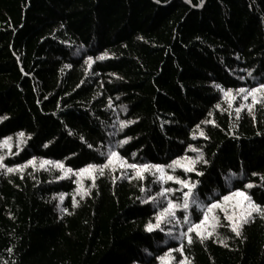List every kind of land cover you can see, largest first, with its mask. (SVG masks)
I'll return each mask as SVG.
<instances>
[{
    "label": "trees",
    "instance_id": "trees-1",
    "mask_svg": "<svg viewBox=\"0 0 264 264\" xmlns=\"http://www.w3.org/2000/svg\"><path fill=\"white\" fill-rule=\"evenodd\" d=\"M261 83L264 0H0V142L23 133L4 162L73 170H0V264H264V216L252 213L236 236L214 215L216 226L202 233L212 235L193 233L188 244L179 208L170 225L148 232L167 202L140 201L179 185L121 167L202 152L203 176L164 170L200 182L197 205L223 206L239 189L264 208V92L255 104L248 95ZM111 150L121 160L75 196L74 172L104 164ZM189 205L197 222L204 209ZM178 247L184 257L168 251Z\"/></svg>",
    "mask_w": 264,
    "mask_h": 264
},
{
    "label": "snow or ice",
    "instance_id": "snow-or-ice-1",
    "mask_svg": "<svg viewBox=\"0 0 264 264\" xmlns=\"http://www.w3.org/2000/svg\"><path fill=\"white\" fill-rule=\"evenodd\" d=\"M185 2H189V0H185ZM204 0H200V4H203ZM197 7H199L200 5H196ZM216 88H220L219 84L215 85ZM240 93L245 92V89L241 88L238 90ZM258 92H264V83L258 84L256 87L251 88L248 91V95L252 96L253 98V103H259L260 101L257 100L255 94ZM249 109H251L252 105H248ZM240 109H236L237 114H239ZM7 119V117L5 116H0V121H3ZM133 123V121L129 120L127 121V124H131ZM209 123H213L210 122ZM121 128H123L125 126V122L121 121ZM17 137L23 136V133H17L16 134ZM201 136H203V132L200 133ZM205 139H207V137H204ZM12 137H5L4 138V143L6 144L9 140H11ZM128 139L130 138H125L122 140H119L117 142L116 147L119 148L121 147L123 144H126L128 142ZM81 141L82 143H87V141L81 137ZM20 143H23L22 140H18L17 146H19ZM45 147H47V144L44 145ZM90 149L93 147V145L88 144L87 145ZM196 151L199 152V149H193L191 145H188V148L185 149V151ZM101 155H104L103 153ZM133 156L136 155V153H132ZM34 159V158H33ZM33 159H30L26 162L25 165L23 166H17L16 169H13L11 167L6 168V172L10 173L13 172L14 170H22V168L24 166H27L28 164H32L33 163ZM116 159V160H121V156L120 153L116 150H111L105 158V163L104 164H86L84 165V167L76 170L74 172V174L79 175L81 173H89L92 174L94 172H99L101 175L104 174V169L107 168L112 161ZM0 160H3V157L0 156ZM183 161H187V164L182 163ZM44 163H49L47 161L42 162L41 166H43ZM200 163V164H207L208 161H206L203 157V153L199 152V154L197 156H195V158H191V157H186V156H179L176 159H173L171 161V163L167 164V165H160V164H155V165H150V164H127L126 161H122L121 163V167H127L133 170H136V175L140 180L144 179V174L145 173H160V175L157 176V181L160 183H167V182H172L176 185H179L178 188H170V187H161L160 191L156 193V196L153 197L152 195H149L147 197L146 200H141V203H148L150 201L155 202L156 198H163L167 203L166 206L158 213L154 214V220L155 223H148L145 225V230L148 232H151L153 230L156 229H161L162 230V224L164 223H170L172 220H176V216H175V211L176 209L182 208L185 211V215H184V222L186 225H188L187 230L183 233H181V236H183L185 238V240L187 241L188 244H191L193 242V233L195 234L196 237H199L201 240L206 239L208 236H211L212 233L209 232L207 234V236L202 235L201 231H200V225L203 224L205 222V219L207 218L208 212L213 210V209H220L221 211H226L224 208L221 207V204L219 201H214L211 204L208 205H197V201L195 199L194 196V190L197 189L198 184L200 183L199 181H193V180H188V179H181L178 176H174L171 174L166 173L164 170L165 169H173L175 170L177 167L181 168L183 170L184 173H195L196 176L200 177L203 176L204 173L202 171H198L196 168V165ZM54 167H59V168H63V165L59 162H54L53 163ZM0 167H4L3 164H0ZM68 171H73L71 169H69ZM253 175H256V173H253ZM62 177H57V179H60ZM93 179V181L95 180V176L92 175L91 177ZM132 177L129 176V179H131ZM91 186H94L91 185ZM245 188H250L252 187L251 184H246L244 186ZM145 189L143 187H141V191L143 192ZM173 192H182V200L179 201H173L172 199H169V197L172 195ZM88 192L85 189L83 192V195H87ZM83 195L81 196V198H83ZM234 195L236 197H244V199L248 202L249 206H250V210L246 213L245 216H242L238 221H236L235 223L231 224V231L233 233H235L236 236H240V228L243 224L248 223V218L252 216V213H256L258 215H262L264 216V208H262L260 205H257L255 203H253L251 201V198L247 196V194L244 191H241L239 189H237L235 191V193H229V195H225L223 196L221 199L223 201H228L229 200V196ZM61 200H63V195H61L59 197ZM191 200V203L193 205H197L199 207H202L204 209V216L199 218L197 222H193L191 220V218L189 217V215L187 214V210L189 208V201ZM59 206V205H58ZM75 206V204H74ZM61 211H66V209H62ZM229 220H231L230 217H226ZM177 223H179V221H177ZM169 234L170 231H169ZM174 239H179V237H173ZM169 252L172 251H177L180 252L181 257H184V251L182 247H178L176 249H169ZM168 253H165V255H167ZM157 259L159 260L160 258L157 257ZM179 264H187L186 259H181L179 261Z\"/></svg>",
    "mask_w": 264,
    "mask_h": 264
},
{
    "label": "rangeland",
    "instance_id": "rangeland-1",
    "mask_svg": "<svg viewBox=\"0 0 264 264\" xmlns=\"http://www.w3.org/2000/svg\"><path fill=\"white\" fill-rule=\"evenodd\" d=\"M17 139L21 140L19 139V137H16L15 140L11 139L6 144L4 142H0V156L3 157V160H0V164L4 165V167H0V170L4 169L6 171V168H8L7 164L4 162L5 159L11 154L10 151L8 150V147L17 146V143H18ZM44 161L45 160L35 159L33 160V163L28 164V166L34 169H43V170L56 169L57 171L60 172V175H64V176L72 174L70 171H68L69 169L54 167L51 161H47L49 163H44L43 166H41L42 162ZM182 163L187 164V162L185 161H183ZM114 164H115V160L112 161L109 167L113 168ZM11 168L16 169L17 167L16 168L11 167ZM73 175L76 178L77 184H78L74 195L81 197L83 195L84 190L85 189L88 190V186L92 183L93 179L91 177L92 175H94V173L89 174L85 172L79 175H76V174H73ZM164 205H166V203H164ZM221 207L224 208L226 211H221L219 208L209 211L208 217L205 219V222L200 226L201 233H204L213 228V225L217 221V217H214V215L220 214L223 216L225 215V217H230L231 220H229L228 218L226 219L231 224V223H235L236 221H238L242 216H245L246 213L250 210V206L246 202V200L243 197H236V196H229V200L225 201L224 205ZM153 223H155V220L153 221ZM171 223L172 221L166 224L170 225ZM214 226H216V224ZM166 262H168L167 259H166Z\"/></svg>",
    "mask_w": 264,
    "mask_h": 264
}]
</instances>
